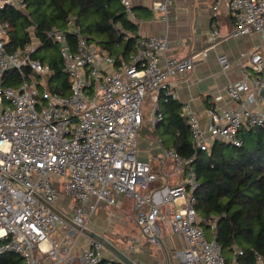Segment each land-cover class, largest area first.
I'll use <instances>...</instances> for the list:
<instances>
[{
	"label": "built area",
	"instance_id": "built-area-1",
	"mask_svg": "<svg viewBox=\"0 0 264 264\" xmlns=\"http://www.w3.org/2000/svg\"><path fill=\"white\" fill-rule=\"evenodd\" d=\"M118 1L128 19L137 21L132 1ZM220 1L215 0L214 16ZM171 4L172 0H155L153 8L167 20ZM7 5L26 8L25 0H0V9ZM230 9L235 27L228 38L253 33L264 37V0H232ZM7 29L8 24H0V261L16 256L22 264H76L75 237L82 231L51 209L62 192L76 200L69 219L82 229H88L100 201L116 206L123 195L134 201L136 223L151 242L159 243V222L184 237L187 248L180 264H227L219 244L209 241L198 224L194 192L199 184L195 171L187 169L196 155L183 158L156 140L164 159L184 177L172 187L158 186L164 176L138 158L140 131L146 125L154 129L163 119L161 101H178L170 80L193 71L196 57H206L226 39L219 29L210 32L206 49L184 59L166 56V36L141 38L135 52L117 67L114 57L78 30L54 28L47 39L57 47L63 74L70 80L68 96L50 89L45 79L49 67L33 58L41 46L33 28L26 30L32 42L13 53L7 50ZM218 60L224 70L229 68L226 56ZM250 60L256 74L251 84L227 86L238 108L222 113L211 109L208 131H203L191 105H183L196 154L209 151L215 141L241 147L243 128H264V101L258 110L250 106L264 89V56L254 53ZM26 68L38 79L27 78ZM14 71L21 75L20 82L6 85L4 76ZM81 264L125 263L105 260L103 245L89 239ZM255 264H264L262 254L255 255Z\"/></svg>",
	"mask_w": 264,
	"mask_h": 264
},
{
	"label": "trees",
	"instance_id": "trees-1",
	"mask_svg": "<svg viewBox=\"0 0 264 264\" xmlns=\"http://www.w3.org/2000/svg\"><path fill=\"white\" fill-rule=\"evenodd\" d=\"M25 5L24 9L10 5L0 9V24H8L7 50L13 53L30 44L32 37L26 30L33 28L41 43L33 58L49 67V87L61 96L70 94V80L63 74L57 47L47 39L52 29L78 30L114 57L117 67L136 50L138 25L128 19L118 0H25ZM24 71L27 78L38 79L29 68ZM20 80L16 71L4 76L6 85L17 86ZM159 111L163 119L153 130H143L183 158L196 155L187 169L196 173L195 209L206 238L219 244L227 264H255L256 254L264 256V128H243L241 147L215 141L209 151L196 154L182 104L161 101ZM237 250L242 254H236ZM0 262L22 264L16 256Z\"/></svg>",
	"mask_w": 264,
	"mask_h": 264
},
{
	"label": "crops",
	"instance_id": "crops-1",
	"mask_svg": "<svg viewBox=\"0 0 264 264\" xmlns=\"http://www.w3.org/2000/svg\"><path fill=\"white\" fill-rule=\"evenodd\" d=\"M131 1L137 17L135 23L138 25L135 35L139 39L166 36L169 41L167 57L184 59L200 53L208 47V37L213 28L219 29L222 37L226 39L209 50L206 57H196L193 71L177 74L170 83L178 94V102L182 106L185 103L191 105L205 132L208 131L211 109L220 113L237 109L238 103L229 97L227 86L240 82L251 84L252 78L256 75L252 69L251 55L259 53L264 56V37L253 33L228 38L235 27L230 9L232 0L220 1L217 16H214L213 10L215 0H172L167 20L153 8L155 0ZM221 55L229 60V68L225 70L218 60ZM258 97L250 104L251 109L261 108L264 100ZM146 126L144 128L149 130ZM157 139L159 138L149 141L157 150L156 161L154 164L151 163L153 171L164 176L157 185L172 187L184 177L174 171L170 161L164 159L163 150L156 142ZM75 205L74 198L60 192L55 208L69 218L74 213ZM169 211L173 213L174 207H170ZM93 217L94 220L91 221ZM88 229L104 238L135 264H180L181 253L187 248L182 235L174 233L168 225L160 222L155 228V236L159 243L151 242L142 234L136 223L134 201L123 195L117 197L116 206L100 201L88 220ZM81 236L87 241L78 247ZM75 238L72 255L75 263L81 264V256L88 248L89 237L81 234ZM103 257L105 260L114 258L120 261L104 247Z\"/></svg>",
	"mask_w": 264,
	"mask_h": 264
},
{
	"label": "rangeland",
	"instance_id": "rangeland-1",
	"mask_svg": "<svg viewBox=\"0 0 264 264\" xmlns=\"http://www.w3.org/2000/svg\"><path fill=\"white\" fill-rule=\"evenodd\" d=\"M53 52H57L55 49H53ZM49 74L48 76L45 77L46 81L48 82L49 78H50ZM49 83V82H48ZM148 103V100H147ZM155 137H152V133L147 132V130H141L140 131V136H139V140H138V158L140 160L146 161V162H150V163H155L156 161V153L157 150L153 148L152 143H149V141L152 142V139H154ZM94 220V217L92 218L91 221ZM87 239L84 236H81L79 243H78V247H80L81 245H83L84 243H86Z\"/></svg>",
	"mask_w": 264,
	"mask_h": 264
},
{
	"label": "water",
	"instance_id": "water-1",
	"mask_svg": "<svg viewBox=\"0 0 264 264\" xmlns=\"http://www.w3.org/2000/svg\"><path fill=\"white\" fill-rule=\"evenodd\" d=\"M259 96L264 100V89L260 90ZM51 209L59 215L63 220H65L71 227H73L77 231H82V234L89 237V239L96 240L100 242L104 248L111 251L113 254H115L119 260L125 264H135L132 262L129 258L124 256L119 250L114 248L111 244H109L104 238L100 237L96 233L90 231L89 229H82L79 226L75 225L68 217L64 216L62 213H60L55 207H51Z\"/></svg>",
	"mask_w": 264,
	"mask_h": 264
}]
</instances>
